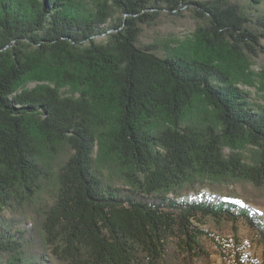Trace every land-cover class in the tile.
Here are the masks:
<instances>
[{
	"label": "trees",
	"instance_id": "obj_1",
	"mask_svg": "<svg viewBox=\"0 0 264 264\" xmlns=\"http://www.w3.org/2000/svg\"><path fill=\"white\" fill-rule=\"evenodd\" d=\"M182 6L191 39L137 43ZM258 53L264 13L237 0H0V264H211L207 219L264 250L258 213L201 192L264 198V107L237 85Z\"/></svg>",
	"mask_w": 264,
	"mask_h": 264
},
{
	"label": "rangeland",
	"instance_id": "obj_2",
	"mask_svg": "<svg viewBox=\"0 0 264 264\" xmlns=\"http://www.w3.org/2000/svg\"><path fill=\"white\" fill-rule=\"evenodd\" d=\"M237 2L241 10L247 15L256 16L264 13V0H259L258 3L253 0H237ZM118 16L119 13L115 12L114 17L117 18ZM196 23L197 20L186 6H182L180 10L175 12L159 9L148 23L140 24L137 43L155 46L167 43L177 44L192 38ZM94 39L97 42H104L106 32L98 33ZM246 71V78H240L237 85L246 93L251 103L264 107V54L249 55ZM38 83L29 80L25 86L33 87ZM60 91L68 93L69 88L63 86ZM242 151L244 154H248L246 148ZM201 192L207 193L210 198L227 197L233 201H238L239 205H247L252 212L258 213L264 220V198H260L256 193L253 194V188L247 182L209 183ZM251 194L254 195L253 200L250 199ZM202 228L211 232V237L221 246L211 240L208 241L209 246L214 250L211 255V264H234L233 254L237 251L251 258V263L245 262L244 264H264L263 247L255 231L251 230L243 221L239 220L231 224L226 221L217 222L207 219L202 224ZM227 253L232 255L225 257L224 254Z\"/></svg>",
	"mask_w": 264,
	"mask_h": 264
}]
</instances>
